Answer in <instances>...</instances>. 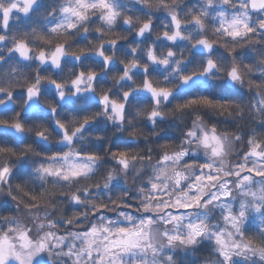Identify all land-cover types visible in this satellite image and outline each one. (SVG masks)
<instances>
[{"label":"clouds","instance_id":"clouds-1","mask_svg":"<svg viewBox=\"0 0 264 264\" xmlns=\"http://www.w3.org/2000/svg\"><path fill=\"white\" fill-rule=\"evenodd\" d=\"M15 0H0V8H6ZM63 0H34L31 10L28 13L10 9L7 20L0 19V33L4 34L5 42H0V56L7 61L0 64V68H8L12 65L25 70V76L30 77L37 69H44L51 78L63 80L69 84L75 72L83 68L85 71L91 69L96 72L98 84L94 86V92L83 93V100L80 105L81 111L71 110L69 107L78 98L66 96L64 100H55L58 111L55 115L48 113L47 104L37 105L36 101L28 103L17 99L0 107V113H5L13 107L16 111H23L25 115L31 116L35 111H43L45 116L51 119L33 120L25 125L23 131L11 126L0 127V133H6L13 137L17 144L16 156L23 154V159H17L14 166L18 167L28 162L30 167L26 175H31L29 187H35L43 191L47 189L48 194L40 199V206L37 210L40 215L49 214L51 220L57 223L65 219L75 220L77 216L83 215L85 210H92L104 205L107 210L116 212L115 203L134 202L136 214L140 215L139 208L143 206L150 191L149 178L154 174L153 167L159 163V153L166 150L170 155L184 151L193 157L197 162H210L217 172H230L232 166L241 159L239 155L244 151V145L250 134H255L264 143V114L256 107L254 99L264 96V32H258L261 21L264 20V11L253 9L245 0H167L168 7H160L164 0H117L120 10L112 24H104L99 20L100 13L91 14L94 19L89 21L87 32L78 30L68 33L66 28L52 27L59 23V9ZM239 5V6H238ZM174 6V7H173ZM203 9L207 12L202 16L204 30L198 31L188 28L186 33L173 41L166 43L174 49L175 55L167 57V48H160V55L167 57L169 63L161 65L158 62L150 63L151 76L156 83L166 81L172 89L170 96L165 100L161 99L159 105L152 102L150 94L145 91H133L132 98L127 107V121L123 126L118 122L108 119L99 106L98 96L104 92H110L114 98L125 89V86L135 89L141 83L136 77L127 79L115 70V66L128 63L134 59L139 67L133 69L129 65V73L133 71L142 72V66L146 62L144 50L146 45H160L161 26L168 23L171 13H179V18L185 25H190L192 14L199 13ZM55 10V11H54ZM224 12L230 17L241 19L244 24L252 28L253 34L235 42L225 41L214 31L215 20L218 12ZM145 16L150 18L154 25L152 31L144 30L140 33L141 25ZM125 17L128 22H125ZM99 29V31H97ZM175 30V29H173ZM40 33L46 34V39L41 40ZM202 36L217 41L215 50L202 47H191L195 41ZM18 39L26 40L33 48V57L36 51L42 46H54L57 43H65L68 48L63 56V65H48L37 62L35 59L26 60L16 56L10 49ZM118 40L123 43V50L113 48L109 41ZM103 46L104 54L110 58V67L102 66L103 57L98 55V49ZM136 48V55H126L125 50ZM84 49L82 52L81 49ZM193 54L198 58L193 59ZM75 57H79L83 63H77ZM208 59L217 63V70L208 74L200 75L203 64ZM251 61V63H250ZM240 68V79L233 81L228 78L227 72L234 65ZM197 74L187 83L179 80L180 73ZM260 81V83H257ZM28 82L22 80L19 84L13 85L22 88ZM47 83V81H45ZM91 83V81H86ZM49 91H54L48 84ZM227 90V92L225 91ZM228 92L234 95L229 96ZM186 93L213 94L218 101H227L214 110H202L200 123L208 126L209 122L217 125V135L220 136L223 145L221 153L213 157L210 152L199 145V142L184 144L182 132L191 124L192 115L187 112H180L175 105L186 99ZM47 99L51 100L49 95ZM264 107V104H261ZM156 110L160 113L159 121L156 122L149 117V113ZM99 112V116L95 113ZM91 114L92 120L85 125L77 134L74 147L79 150L94 149L99 154L96 168L91 177L74 182L71 186L53 187L49 182L41 187L39 177L32 172L34 165L31 163L37 159L36 154L42 147H63L58 143L56 119L64 118L65 121L74 127H80L81 120L73 119ZM14 120L11 116L0 115V121ZM37 125L47 129V140L35 136L38 130ZM99 125V128H97ZM100 137L101 139H97ZM122 138L123 142H117L116 138ZM239 137V139H237ZM168 143L165 144L164 142ZM30 146L31 151L25 152V147ZM107 149V150H105ZM127 150L129 156L136 157L129 160V167L122 168L115 162L111 151ZM152 153V159H147L148 151ZM145 159L141 160L140 157ZM7 156L0 153V165L7 162ZM179 171L185 182L190 181L199 173V163L180 164L175 163L168 169L167 177L161 182V187L168 185L163 193L169 197L182 195V191L175 185L176 172ZM206 174V173H205ZM16 181L13 180V184ZM264 181L253 180L248 189L233 188L232 197L227 204L238 214L240 203L247 200L245 209L246 215L241 220V229L248 234V238L255 241L248 251H237L232 254L230 264H264ZM85 188H93L94 192L82 197L79 205H74L71 196L77 191H84ZM213 186H209V191ZM5 190H0V195ZM242 191L255 192V198L241 195ZM61 196V199H57ZM223 210L220 208L200 209L198 214H206L209 226L219 222ZM32 213L31 215H34ZM29 215L23 212L19 219L29 223ZM34 234L36 232L33 223ZM161 251L156 258V264H224L211 242L210 237L194 242L191 245L169 246L167 241L160 242ZM170 258V259H169ZM35 264H61L59 258L51 260L45 257H38Z\"/></svg>","mask_w":264,"mask_h":264},{"label":"snow or ice","instance_id":"snow-or-ice-1","mask_svg":"<svg viewBox=\"0 0 264 264\" xmlns=\"http://www.w3.org/2000/svg\"><path fill=\"white\" fill-rule=\"evenodd\" d=\"M33 2L34 0H15L8 7L0 8V19L7 20L10 9L28 13ZM227 2L228 0H225L226 4ZM245 2L253 9L264 11V0H245ZM160 7H168L167 0H164ZM119 10L117 0H63L59 9V23L53 25L51 30L55 31L57 27H60L66 28L68 33L81 29L87 32L89 21L94 19L91 16L93 12H99V20L110 25ZM179 15V13H171L168 23L161 26L160 45H146L143 57L146 62L142 66V72L129 73L130 64L133 69L139 67L134 59L115 66V70L120 72L122 77L129 80L136 77L141 83L135 89L126 85L117 98L107 91L98 96L99 106L104 113L108 114V119L118 122L121 126L125 124L127 107L133 91L149 93L152 102L156 105H159L161 99L166 100L170 96L172 89L166 81H161L159 84L154 82L149 64L158 62L161 65H167L169 63L167 57H173L175 52L166 42L182 36L188 28L203 31L204 23L201 17L206 16L207 12L201 9L199 13L192 14L190 25H185ZM125 22H128L127 17ZM153 27L150 18L145 16L140 33L143 34L145 29L152 31ZM214 31L225 41L233 42L253 34L252 28L244 24L241 19L230 17L222 11L217 13ZM257 31L264 32V20L261 21ZM39 37L45 40L46 34L40 33ZM0 42H5V36L2 33H0ZM109 44L113 48L123 50L118 40L113 39L109 41ZM216 46L217 41L207 36H202L191 45L193 48L202 47L213 50ZM161 47L167 48V57L160 55ZM67 48L68 45L65 43L42 46L33 57V48L30 44L24 39H18L10 50L16 56L26 60L35 59L43 64L61 66L65 63L63 56ZM81 51L83 52L84 49L82 48ZM125 52L126 55L134 57L136 48L133 47ZM98 55L103 57L102 66L112 71L113 68L109 66L110 58L104 54L103 46L98 49ZM197 58V54H193V59ZM260 58L264 59V56ZM75 59L77 63H83L79 57ZM6 63V59L0 56V64ZM217 68V63L213 59H208L199 74H208L216 71ZM196 74L195 71L182 72L178 78L181 82L187 83ZM227 76L233 81H238L239 66L234 64L228 70ZM25 79L28 82L24 87H13ZM98 83L97 74L91 69L85 71L81 68L73 74L70 83L65 84L63 80L51 78L44 69H37L30 77H26L24 69L12 65L8 68H0V107L17 99L25 102L26 106L35 100L37 105L46 103L48 113L55 115L58 105L54 101L71 96L78 99L66 107L79 112L82 110L80 105L83 93L94 92V86ZM48 84L54 91H49ZM49 95L52 97L51 100L47 99ZM185 95L186 99L175 105L178 111L191 113L193 118L191 124L182 132L183 143L191 144L198 141L211 156H218L222 151L223 142L217 135V125L209 122L205 127L199 122V113L202 110L217 109L227 101H218L214 99L213 94L186 93ZM228 95L234 94L228 92ZM254 102L261 114H264V107H261V104H264V96L256 97ZM13 114L14 120L0 121V127L11 126L23 131L30 121L51 119V116H45L42 110L35 111L31 116L25 115L23 111L17 112L15 107L0 113L5 117ZM95 115L99 116V112ZM149 117L158 122L160 113L153 110L149 113ZM77 118L81 120L80 127L70 126L64 118L56 119L54 123L58 129L56 133L59 137L58 143L63 147L55 145L42 147L36 154L37 159L31 162L34 165L32 172L39 177L42 189L49 182L54 188L71 186L76 181L91 177L95 171L96 162L100 158L99 154L94 149L79 150L74 147L77 134L91 122L92 115L86 114L73 119ZM37 128L35 136L47 140V129L39 125ZM16 150L15 139L6 133H0V153L8 158L5 164L0 165V190H5L4 194L0 195V264H35L38 257H45L48 260L59 258L61 264H156V258L161 251V241H167L169 246L191 245L205 236L210 237L216 253L223 258L224 264H230L234 252L248 251L255 243L248 238V234L240 226L242 218L246 215L247 200L241 201L238 214L227 204L232 197L233 188L248 189L254 179L264 181V143H261L255 134L248 135L244 151L239 154L241 159L232 166L230 172H217L210 162H197L184 151L170 155L166 150H162L158 156V165L152 169L154 175L149 178L150 191L143 206L139 208L140 215L136 214L134 202L129 201L115 203L116 212H111L104 205H100L92 210L86 209L84 214L77 216L75 220L65 219L60 223L51 220L48 213L40 215L37 211L40 199L48 194L47 189L41 191L35 187H29L32 177L26 173L30 165L24 162L18 167L14 166L17 159L24 158L23 154L17 157ZM30 151V146H26L25 152ZM111 155L124 169L129 167L130 159H136L134 156L130 157L127 150L111 151ZM140 159L143 160L145 157L141 156ZM147 159H152L150 150L147 153ZM173 163L177 167L180 164L199 163V173L186 183L185 178L177 171L175 185L183 194L169 197L163 194L168 185L166 183L163 187L160 185L167 177L168 169ZM13 180L16 181L15 184ZM210 185L213 186L211 191H209ZM261 190L264 191V187ZM94 191L93 188L77 191L72 194L71 201L74 205H79L82 197ZM241 195L255 198L256 193L242 191ZM56 198L61 199V196ZM202 208L222 209L221 220L209 226L207 215L198 214V210ZM21 209L25 214H30L29 223H24L18 218ZM34 212L35 214L31 215ZM33 223L36 228L35 234Z\"/></svg>","mask_w":264,"mask_h":264},{"label":"trees","instance_id":"trees-1","mask_svg":"<svg viewBox=\"0 0 264 264\" xmlns=\"http://www.w3.org/2000/svg\"><path fill=\"white\" fill-rule=\"evenodd\" d=\"M120 47L121 48H123L124 47V44L123 43H121L120 44ZM97 128H99V125H97ZM117 142H123V139L122 138H120V137H118V138H116V140L114 141V145H115V143H117ZM130 211H131V209H130ZM108 215H112V213H108Z\"/></svg>","mask_w":264,"mask_h":264}]
</instances>
